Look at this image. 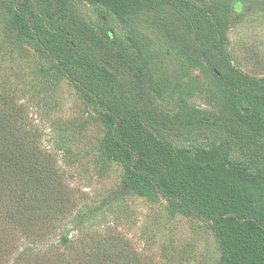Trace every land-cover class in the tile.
I'll list each match as a JSON object with an SVG mask.
<instances>
[{
    "label": "trees",
    "instance_id": "obj_1",
    "mask_svg": "<svg viewBox=\"0 0 264 264\" xmlns=\"http://www.w3.org/2000/svg\"><path fill=\"white\" fill-rule=\"evenodd\" d=\"M4 1L1 57L23 44L35 45L108 127L106 144L125 174L106 203L134 194L161 195L174 208L209 223L221 251L217 264H264V171L249 174L229 158L238 149L264 165V76L231 64L226 21L197 0H102L119 12L132 9L131 23L150 22L171 46L211 61L226 93L241 90L257 102L260 115L253 122L229 112L165 113L145 68L99 38L76 12L77 0ZM255 1L264 10V0ZM42 17L63 31L65 51L44 38ZM81 48L103 71H109L103 61L119 68L132 95L112 103L86 60L77 56ZM80 63L86 76L77 70ZM6 81L0 67V264H137L123 254L116 234H73L94 211L77 203L57 150L74 153L81 122L57 126L50 147L56 149L47 148L29 104ZM209 128L219 131V143L194 155L163 136L169 130Z\"/></svg>",
    "mask_w": 264,
    "mask_h": 264
},
{
    "label": "rangeland",
    "instance_id": "obj_2",
    "mask_svg": "<svg viewBox=\"0 0 264 264\" xmlns=\"http://www.w3.org/2000/svg\"><path fill=\"white\" fill-rule=\"evenodd\" d=\"M205 4L228 27V51L231 64L244 71L264 76V10L255 0H197ZM0 0V43L3 38V10ZM75 10L96 35L110 42L136 64L143 66L151 80L153 97L171 116L188 115L197 110L229 112L253 122L260 115L257 102L246 92H225L214 65L208 59H196L173 47L150 22L131 23L132 9L116 11L110 1L77 0ZM44 38L56 41L63 52L67 48L63 31L48 19H39ZM195 36V27L191 31ZM110 37V38H109ZM109 39V40H108ZM91 68L105 96L113 103L132 95L130 83L117 67L103 71L98 62L81 48L77 51ZM0 67L8 84L19 89L18 97L30 106L31 116L41 127L43 144L49 149L57 126L81 122L80 141L70 156L57 150L67 183L78 204L94 211L79 230L107 231L122 242L123 254L131 262L142 264H217L221 251L209 223L174 208L161 195L134 194L106 203L120 185L125 167L108 149L109 129L99 113L89 107L75 85L57 72L44 53L30 43L13 48L1 57ZM86 76V67L76 64ZM216 129L165 131L163 136L177 148L194 155L214 148L220 140ZM55 146V145H54ZM231 163L249 174L261 173L264 165L250 159L242 150L232 149Z\"/></svg>",
    "mask_w": 264,
    "mask_h": 264
},
{
    "label": "water",
    "instance_id": "obj_3",
    "mask_svg": "<svg viewBox=\"0 0 264 264\" xmlns=\"http://www.w3.org/2000/svg\"><path fill=\"white\" fill-rule=\"evenodd\" d=\"M103 64H105L106 66H108L110 69L112 68V65L110 63H108V62L103 61Z\"/></svg>",
    "mask_w": 264,
    "mask_h": 264
}]
</instances>
